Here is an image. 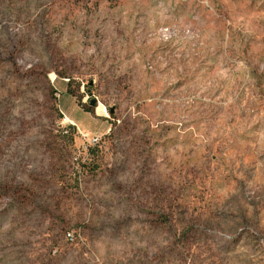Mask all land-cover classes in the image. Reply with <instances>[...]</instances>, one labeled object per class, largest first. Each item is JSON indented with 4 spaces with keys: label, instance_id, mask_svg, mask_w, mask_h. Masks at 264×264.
<instances>
[{
    "label": "rangeland",
    "instance_id": "obj_1",
    "mask_svg": "<svg viewBox=\"0 0 264 264\" xmlns=\"http://www.w3.org/2000/svg\"><path fill=\"white\" fill-rule=\"evenodd\" d=\"M0 264H264V0H0Z\"/></svg>",
    "mask_w": 264,
    "mask_h": 264
},
{
    "label": "built area",
    "instance_id": "obj_2",
    "mask_svg": "<svg viewBox=\"0 0 264 264\" xmlns=\"http://www.w3.org/2000/svg\"><path fill=\"white\" fill-rule=\"evenodd\" d=\"M92 141H94V142H95V141H98V137H97V136H96V137H93V138H92ZM67 237L71 239V238H73V234L69 231V232L67 233Z\"/></svg>",
    "mask_w": 264,
    "mask_h": 264
},
{
    "label": "water",
    "instance_id": "obj_3",
    "mask_svg": "<svg viewBox=\"0 0 264 264\" xmlns=\"http://www.w3.org/2000/svg\"><path fill=\"white\" fill-rule=\"evenodd\" d=\"M95 102H96L95 99H92V100H91V104H92V105H94Z\"/></svg>",
    "mask_w": 264,
    "mask_h": 264
}]
</instances>
